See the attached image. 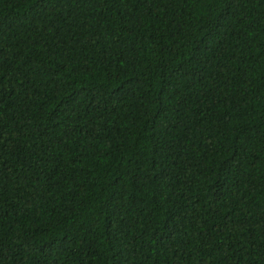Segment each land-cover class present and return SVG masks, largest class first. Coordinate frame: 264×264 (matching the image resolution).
<instances>
[{
	"label": "trees",
	"instance_id": "16d2710c",
	"mask_svg": "<svg viewBox=\"0 0 264 264\" xmlns=\"http://www.w3.org/2000/svg\"><path fill=\"white\" fill-rule=\"evenodd\" d=\"M0 264H264V0H0Z\"/></svg>",
	"mask_w": 264,
	"mask_h": 264
}]
</instances>
